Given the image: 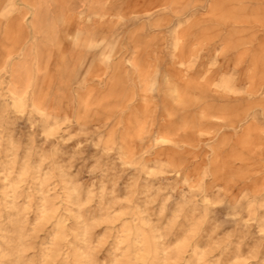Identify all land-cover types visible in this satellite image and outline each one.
Wrapping results in <instances>:
<instances>
[{
    "label": "rangeland",
    "instance_id": "obj_1",
    "mask_svg": "<svg viewBox=\"0 0 264 264\" xmlns=\"http://www.w3.org/2000/svg\"><path fill=\"white\" fill-rule=\"evenodd\" d=\"M0 264H264V0H0Z\"/></svg>",
    "mask_w": 264,
    "mask_h": 264
}]
</instances>
